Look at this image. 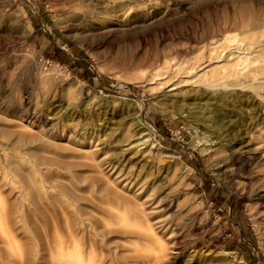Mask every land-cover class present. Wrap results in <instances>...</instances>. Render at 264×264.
I'll use <instances>...</instances> for the list:
<instances>
[{"label":"rangeland","instance_id":"rangeland-1","mask_svg":"<svg viewBox=\"0 0 264 264\" xmlns=\"http://www.w3.org/2000/svg\"><path fill=\"white\" fill-rule=\"evenodd\" d=\"M139 110L151 150L136 145ZM111 164L154 186V212L102 190ZM158 221L160 0H0V264H74L76 249L85 263L167 264Z\"/></svg>","mask_w":264,"mask_h":264},{"label":"bare ground","instance_id":"bare-ground-1","mask_svg":"<svg viewBox=\"0 0 264 264\" xmlns=\"http://www.w3.org/2000/svg\"><path fill=\"white\" fill-rule=\"evenodd\" d=\"M27 101L26 103H28ZM45 107H42L40 110L43 111ZM35 117V113H32ZM136 120V128L139 131V136L136 137V145L143 148H148L151 150L152 148L156 147L155 142H153L152 139H150L148 130L149 128L142 122L143 116L141 111L139 110V114L134 117ZM19 122V121H18ZM17 128L20 129V131H23V129H26L27 126L22 125L18 123ZM36 138H52L50 134L42 131L39 129L37 132ZM135 145V146H136ZM81 151V149H78L79 152H87L84 150ZM140 149V148H139ZM138 149V150H139ZM105 165V163H104ZM105 176V186L102 188L103 191L112 194L113 196H120L119 201H131L133 203V206L141 212L143 216H145V210H148L150 212H154L156 209V204L160 202V199L158 197H155L154 192V186L151 183H148L145 177L140 176L138 173H130L129 170H124L122 168H119L118 165L111 164L110 168L104 172ZM110 180L112 181L110 183ZM118 190V191H117ZM120 191V192H119ZM122 191V192H121ZM123 193V194H122ZM132 208L134 211H136L135 208ZM123 222L127 223L126 217H123ZM159 228L164 229L166 228V225L163 224L161 221L156 222V224ZM133 226H137L134 225ZM137 228H142L141 225H139ZM149 230L151 229L148 226ZM165 231V230H164ZM164 233V232H163ZM74 264H93L94 260L93 258L89 257L88 262L85 263L84 258L82 256V253L79 249H76L75 254L72 255Z\"/></svg>","mask_w":264,"mask_h":264}]
</instances>
